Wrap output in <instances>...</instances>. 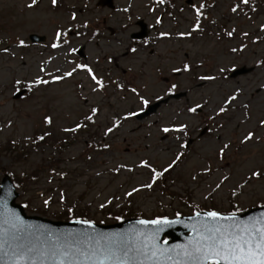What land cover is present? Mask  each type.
<instances>
[{
	"label": "rangeland",
	"instance_id": "obj_1",
	"mask_svg": "<svg viewBox=\"0 0 264 264\" xmlns=\"http://www.w3.org/2000/svg\"><path fill=\"white\" fill-rule=\"evenodd\" d=\"M173 2L176 7L167 12L159 0H59L54 7L51 0H37L31 8V0H0V170L22 181L21 201H30L47 217L79 204L100 223L113 221L109 209L130 208L146 216L173 214L176 208L190 211L169 192L193 195L199 206L219 210L243 211L264 202V10L238 15L241 0ZM235 6L238 10L232 12ZM139 19L147 23L149 34L133 41ZM197 21L199 27L193 30ZM85 22L90 26L85 28ZM58 30L67 32L69 44L54 49ZM32 32L45 35V42H31ZM187 32L191 35H180ZM81 46L86 59L77 54ZM184 63L192 71L176 75L172 69ZM74 64H87L101 81L117 78L131 88L111 85L94 92L92 80L77 71L12 98L16 86L33 84L37 76L50 79V73H63ZM241 65L255 68L230 77ZM42 67L45 72H40ZM172 83L187 95L159 102L149 117L131 116L106 134L115 116L141 108L133 87L152 102L167 96ZM231 95L236 100L224 103ZM197 103L202 107L189 113L187 108ZM221 106L225 113L219 112ZM92 107L99 109L91 130L97 135H63ZM45 117L52 123H45ZM180 124L187 126L182 132L161 131ZM39 130L53 133L31 147L29 138ZM248 131L255 133L254 139L241 143ZM95 142L107 147L95 148ZM224 144L229 147L221 154ZM177 154L180 159L155 182L151 169L139 166L144 160L163 171ZM50 158L62 161L27 183L26 173H38ZM253 171L261 177L251 178ZM147 183L152 187H142Z\"/></svg>",
	"mask_w": 264,
	"mask_h": 264
},
{
	"label": "snow or ice",
	"instance_id": "obj_2",
	"mask_svg": "<svg viewBox=\"0 0 264 264\" xmlns=\"http://www.w3.org/2000/svg\"><path fill=\"white\" fill-rule=\"evenodd\" d=\"M165 0H159L163 4ZM52 5L57 4V0H51ZM241 3L247 4L248 0H241ZM37 4V0H31V4L27 7L31 8ZM238 6L231 9L236 12ZM196 15L199 16L200 9H195ZM74 19V17H73ZM160 21L158 20L157 23ZM199 22L193 30H197ZM167 35V33H161ZM181 36L191 35V32L180 33ZM229 36L232 32L228 33ZM244 35H247L245 33ZM56 40L59 43H53L52 48H60L62 45H68L69 41L66 38L67 32L57 31L55 33ZM23 45L24 41H20ZM71 52H75L74 47L70 48ZM135 51V49H132ZM236 51V49H232ZM45 68H41L40 72H45ZM77 71H83L92 80L95 87L94 92L104 88V84L94 73L93 69L87 64H74L70 70H65L57 74H49L50 79H43L37 76L33 81L34 85H47L50 82H59L66 78H70ZM173 72L188 73L192 71V65L184 63L182 67H174ZM223 72L224 69H219ZM200 80H215V76H201ZM20 84V81H16ZM118 88L120 84L116 85ZM177 85L172 84L168 89L171 93L176 89ZM264 87V86H262ZM135 94L141 110L146 108L150 103V98L141 95L135 87L131 89ZM236 95L229 96L224 103L230 104L236 100ZM159 99V97H157ZM202 105L197 103L192 107H188L189 113H195ZM246 107V105H245ZM227 109L223 106L219 108L220 113H225ZM99 109L92 107L89 114L85 115L86 121H93ZM128 116L137 115L136 112H129ZM127 118V117H125ZM44 122L51 124L50 117H45ZM94 122V121H93ZM119 120L113 122V126L106 129V134L113 131V128L118 127ZM260 125L264 126V120L260 121ZM84 125L77 123L74 128L65 129L68 132H76L83 128ZM187 126L180 124L174 127H163L162 132L168 133L170 131L182 132ZM255 133L248 131L241 143L253 140ZM43 140L44 136L39 137ZM107 147V145H105ZM184 147V145H181ZM229 147L224 144L220 148V153H224L225 149ZM181 154H177L176 160L168 165L163 171H157L151 168V165L142 160L140 167L150 168L152 172V182H155L163 172H167L180 159ZM207 171V170H206ZM259 171H253L251 178H260ZM250 178V179H251ZM227 179V178H225ZM144 188H151L152 183L142 185ZM220 187L219 184L216 185ZM138 191L133 188L132 192ZM132 192L126 193L131 195ZM11 194V190L4 193L0 199V264H159V256L166 258L165 264H264V214L259 217H248L247 219H240L236 214L225 215L219 211L211 210L201 214L197 212L195 215L199 218L203 215L204 219H198L197 223L193 225L192 231L194 236L183 245H175L171 248L163 246L158 247L155 244L156 235L151 237L145 233L144 240H139L133 244L124 234H96L89 232L77 233H53L48 230L40 232L36 236L35 232L29 231L30 226L26 225L14 212L7 210L6 199ZM235 194V193H233ZM48 200L44 201V205H48ZM103 208L104 205L102 204ZM69 211H72L70 208ZM76 223L88 225L93 228L90 220H77ZM138 223L143 225H157V232L160 230L159 226L172 223L165 219L157 220H140ZM42 237V239H41Z\"/></svg>",
	"mask_w": 264,
	"mask_h": 264
},
{
	"label": "water",
	"instance_id": "obj_3",
	"mask_svg": "<svg viewBox=\"0 0 264 264\" xmlns=\"http://www.w3.org/2000/svg\"><path fill=\"white\" fill-rule=\"evenodd\" d=\"M32 37H34V36H32ZM178 96H180V95H178ZM158 105H159V103L152 105L148 109V111H145V113H143V115L149 114V112L156 110ZM143 115H140V117H142ZM5 183L7 185H9L10 187H12V184H11L9 177H6ZM3 196H4V193L2 195L0 194L1 199L3 198ZM14 197H15V195H12V201H13L12 203L5 201L7 210L14 212L26 225L30 226L29 231L35 232L36 236H39L40 232L43 230H48V231H51L53 233H69V232L83 233V232H85V228L89 227L88 225H85V224H67V225H64V224L54 223V222H51V221H48V220H45L42 218H38V217H29V218L22 217L23 216L22 207L17 206L14 203ZM7 198H11V196L9 195ZM0 211H4V209L0 208ZM262 214H264V208L246 212L242 215H239L238 217L240 219H247L248 217H259ZM193 218L195 219V217H193ZM188 220L190 222H192L193 219L190 218ZM138 222H139V220H134L131 222H127V223L124 222V223L114 225V226H98V227L101 230L100 234H106V235L124 234L126 237L131 238L133 240L131 242L133 244H135V243H137L138 239L144 240V236L140 237V230L141 229L148 230V228H145V227L152 226V228H155L157 226V225H143V224H140ZM187 224H189V223H187ZM167 225H169V224H167ZM167 225H162L159 227L163 231V227L169 228V227H167ZM93 226H95V225H93ZM153 233H155V235H156L155 244L158 247L162 246V245H160L158 238H161V236L164 234V232H160V230L157 232V229H154L151 231L149 230L146 232L148 237H151ZM91 234L96 235V234H98V232L93 230V232ZM41 239H42V237H41ZM158 259L160 260V257Z\"/></svg>",
	"mask_w": 264,
	"mask_h": 264
}]
</instances>
